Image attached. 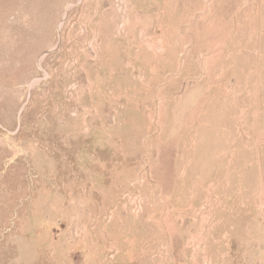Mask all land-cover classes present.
I'll list each match as a JSON object with an SVG mask.
<instances>
[{
    "label": "rangeland",
    "instance_id": "1",
    "mask_svg": "<svg viewBox=\"0 0 264 264\" xmlns=\"http://www.w3.org/2000/svg\"><path fill=\"white\" fill-rule=\"evenodd\" d=\"M0 264H264V0H0Z\"/></svg>",
    "mask_w": 264,
    "mask_h": 264
}]
</instances>
